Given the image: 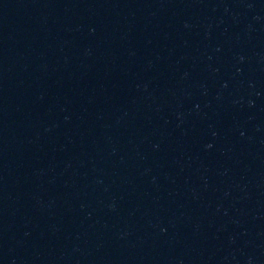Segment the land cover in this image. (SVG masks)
I'll return each instance as SVG.
<instances>
[{"label":"water","instance_id":"95a60500","mask_svg":"<svg viewBox=\"0 0 264 264\" xmlns=\"http://www.w3.org/2000/svg\"><path fill=\"white\" fill-rule=\"evenodd\" d=\"M0 264H264V0H0Z\"/></svg>","mask_w":264,"mask_h":264}]
</instances>
